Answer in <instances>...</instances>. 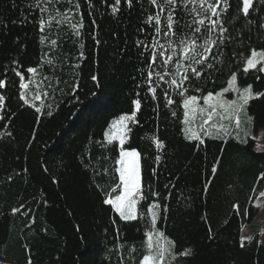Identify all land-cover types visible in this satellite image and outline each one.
Returning a JSON list of instances; mask_svg holds the SVG:
<instances>
[{"label":"trees","instance_id":"1","mask_svg":"<svg viewBox=\"0 0 264 264\" xmlns=\"http://www.w3.org/2000/svg\"><path fill=\"white\" fill-rule=\"evenodd\" d=\"M75 2L79 9L67 0L51 5L0 0V80L6 81L0 88L5 97L0 111V264H141L152 204L159 205L153 209L155 227L163 233L154 241L174 244L175 256L164 264H264L259 241L264 224L258 221L264 151L256 150L255 140L264 129V96L251 99L246 115L239 114L238 135L234 116L214 117L224 128L206 125L210 133L205 134L203 116L184 115V97L175 86L153 76L155 99L149 91V48L143 44L153 34L147 17L158 8L150 0H133L131 7L126 0L119 5L114 0ZM229 4L221 20L230 39L218 43L204 65H195L199 78L190 72L186 82V94L200 97L201 106L209 92L216 95L227 87L233 73L241 86L264 91V73L260 80L252 71L243 75L251 50H264V3L253 0L248 16L242 0ZM113 7L119 8L115 14ZM59 12L72 16V24L82 21L80 35L68 23L55 21L40 31L41 18L59 19ZM175 18L190 22L192 16L180 9ZM174 28L182 30L179 23ZM29 67L38 73H28ZM13 69L24 74L28 89L20 87ZM37 92L40 99H34ZM136 99L141 100L138 112ZM133 113L137 123L129 122L124 148L140 153L142 191L137 219L125 221L104 203L122 192V186L116 187L119 141L109 145L107 133L115 132L113 121ZM244 230L251 240L243 241ZM189 250L191 255H183Z\"/></svg>","mask_w":264,"mask_h":264},{"label":"snow or ice","instance_id":"2","mask_svg":"<svg viewBox=\"0 0 264 264\" xmlns=\"http://www.w3.org/2000/svg\"><path fill=\"white\" fill-rule=\"evenodd\" d=\"M54 0H41V3L51 5ZM67 2L73 7L79 9L80 5L75 0H67ZM129 7L132 6L133 0H126ZM264 3V0H261ZM41 3H37L36 7L40 8ZM121 0H114L115 5H119ZM150 4L156 6L158 11L155 15L147 17L146 22L152 26L153 34L151 40L148 43L143 44L144 48H149L148 64L149 71L147 72V82L149 84V91L152 93V98L155 99L156 87H153V76L159 81L167 83L169 86H175L178 90L179 95L183 96V108L186 110L184 115L186 117L191 114V118L196 119L197 114L203 116L201 129L205 131V134L210 133V129H205L204 126L211 125V127L223 129V125H217L213 122L214 117H219L220 120H231L235 117V127L238 130L241 125L239 114L245 112L248 102L253 98H260L264 96V91L253 92L252 85L241 86L237 74H231L230 79L227 81V87L222 89L221 92L213 95L209 92L203 97L204 105L201 106L199 101L200 97L194 94H186L189 89L186 82L189 81L191 75L195 78H199L202 73L197 70L195 65H204L205 61L212 54L214 48L219 44H223L225 40L230 37L225 36L224 33L228 31L227 27L224 26L221 17H223L229 10V0H150ZM223 5V7H222ZM237 9L240 8L238 4ZM253 7V0H242V11L244 16L249 15L250 8ZM183 9L192 16L190 22H180L176 20V14L179 10ZM41 11L47 12L48 8L43 7ZM119 11V8L113 7V14ZM59 17L56 15H49L47 20L41 18L40 20V31L43 32L45 25L49 28L52 27L53 21L58 25L68 23L71 28L75 30L76 35H80V29L84 27L82 21H77L76 24H72V16L67 13L59 12ZM207 21V23H206ZM154 22V23H153ZM179 23L182 29L179 33L175 30L174 24ZM163 25V26H161ZM219 28L220 32L213 38L215 30ZM160 37L166 41V44L160 43L157 39ZM51 45L55 47L57 40L53 39ZM150 45V47H149ZM82 55V53H81ZM158 60L161 61L159 64L160 71H156V65ZM51 64L52 61L47 62ZM171 65L172 67H168ZM207 67L211 68L213 65L207 64ZM174 68V71H173ZM16 76L20 77V87L22 89H28V84L24 83V74L18 69H13ZM28 73L37 74L38 69L36 67H29L26 70ZM252 71L257 73L256 79L260 80L259 73H264V50L257 51L252 49L250 57L245 58V66L243 67V75L247 76ZM168 77L165 80V77ZM48 79V77H44ZM92 79L97 80L96 76ZM6 84L5 80H0V88H4ZM232 92L236 94L237 99H227L225 93ZM164 96H168L167 90L164 92ZM21 98L25 99V103L29 101L25 98V94L21 93ZM34 99H40L39 92L36 93ZM5 97L0 95V111L4 108ZM171 104L173 101L168 99L167 101ZM135 109L138 112L141 108V100L136 99L134 101ZM40 108H36L37 112H40ZM51 115V113H48ZM175 115V113H173ZM0 119H4L0 115ZM251 119V118H249ZM129 122L137 123L135 113L132 115H122L118 120L113 121L112 129L107 133V142L109 145L113 141H119V157L116 159V163L119 167L116 171L119 173L120 183L116 187L123 188L122 195H116L114 198L109 197L104 203L111 205L115 211L119 214V217L125 221H133L137 219V197L141 193V173H140V153L136 150H126L124 145L126 140L129 138L128 133L131 132V128L128 127ZM185 124L189 123L188 119H185ZM225 134H228L225 132ZM11 135V133H8ZM194 139L200 140V136L195 132L191 133ZM158 148H162L163 145L157 142ZM216 171L215 168L212 170ZM112 191H116L113 188ZM261 196H264V192H261ZM159 205L152 204L147 208V212L151 213V228L146 233L147 235V248L146 254L142 258L141 264H164L166 257H174V244L171 247H163L159 241H154V235L163 236V233L156 229L157 213L153 211L154 208H158ZM234 208L239 210V205H234ZM15 212H19L20 209H14ZM251 240V237L243 238ZM183 255H191V251H186ZM28 264H32L28 261Z\"/></svg>","mask_w":264,"mask_h":264},{"label":"rangeland","instance_id":"3","mask_svg":"<svg viewBox=\"0 0 264 264\" xmlns=\"http://www.w3.org/2000/svg\"><path fill=\"white\" fill-rule=\"evenodd\" d=\"M226 94H228V95L231 94V96H226V98L229 99V100H231V99H237L236 94H234L232 92H228ZM189 117L191 118V114H189ZM245 123H246V121L243 122V124H245ZM255 140H256V143H257L256 150L257 151H264V129L260 130L259 134L255 137ZM139 164H140V162H139ZM122 194H123V188H122V192H121L120 195H122ZM134 199L137 200V216H138L139 194H138L137 197H134ZM262 199H264V198H262ZM259 220L261 221V223H262V221H264V211L260 214ZM243 238H247V231L246 230L243 231ZM259 238H260L259 239L260 242L264 245V232H262L260 234V237ZM243 240L246 241L247 239H243ZM167 242L168 243H165V241H164L163 247H166V248L169 247V245H170L169 242L170 241L167 240Z\"/></svg>","mask_w":264,"mask_h":264},{"label":"crops","instance_id":"4","mask_svg":"<svg viewBox=\"0 0 264 264\" xmlns=\"http://www.w3.org/2000/svg\"><path fill=\"white\" fill-rule=\"evenodd\" d=\"M260 198L262 199V198H264V196H261ZM258 205H259V207H260V209H261L260 212H259V213L261 214V213L264 211V202L260 200V202L258 203ZM258 221L261 223L260 220H258ZM263 222H264V221H262L261 224H264ZM246 231H247V235H248V230H246ZM259 237H260V236H259ZM259 239H260V238H259ZM243 241H244V240H243ZM259 241H260V240H259Z\"/></svg>","mask_w":264,"mask_h":264}]
</instances>
